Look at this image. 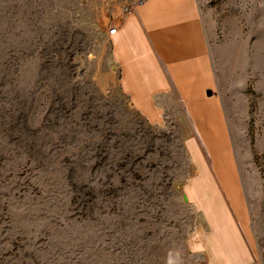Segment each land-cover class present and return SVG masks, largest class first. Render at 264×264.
Wrapping results in <instances>:
<instances>
[{
	"label": "rangeland",
	"instance_id": "rangeland-1",
	"mask_svg": "<svg viewBox=\"0 0 264 264\" xmlns=\"http://www.w3.org/2000/svg\"><path fill=\"white\" fill-rule=\"evenodd\" d=\"M135 3L0 0V264H204L190 254L205 245H191L203 220L188 201L216 207L212 181L185 185V126L148 125L111 59L109 31ZM198 3L234 152L258 194L264 0ZM19 115L33 135L6 128Z\"/></svg>",
	"mask_w": 264,
	"mask_h": 264
},
{
	"label": "crops",
	"instance_id": "crops-1",
	"mask_svg": "<svg viewBox=\"0 0 264 264\" xmlns=\"http://www.w3.org/2000/svg\"><path fill=\"white\" fill-rule=\"evenodd\" d=\"M117 28L109 42L121 93L148 125L185 126L193 167L185 185L194 192L210 177L218 196L205 209L188 201L203 220L191 245H205L190 254L204 264H264V190L251 194L234 152L198 0H147Z\"/></svg>",
	"mask_w": 264,
	"mask_h": 264
},
{
	"label": "trees",
	"instance_id": "trees-1",
	"mask_svg": "<svg viewBox=\"0 0 264 264\" xmlns=\"http://www.w3.org/2000/svg\"><path fill=\"white\" fill-rule=\"evenodd\" d=\"M10 120L11 122L8 123V125H6V128H8L10 132H13V133L17 132L19 134H23V131H26V132L33 131L31 132V134L32 135L34 134V130H32L30 128V125H28V120H29L28 116L19 115V116L12 117Z\"/></svg>",
	"mask_w": 264,
	"mask_h": 264
},
{
	"label": "built area",
	"instance_id": "built-area-1",
	"mask_svg": "<svg viewBox=\"0 0 264 264\" xmlns=\"http://www.w3.org/2000/svg\"><path fill=\"white\" fill-rule=\"evenodd\" d=\"M147 0H136V3H135V9L144 4ZM135 9L133 11H131L129 14L133 13L135 11ZM118 31V28L117 26L113 27L110 31H109V35L112 36V35H115Z\"/></svg>",
	"mask_w": 264,
	"mask_h": 264
}]
</instances>
